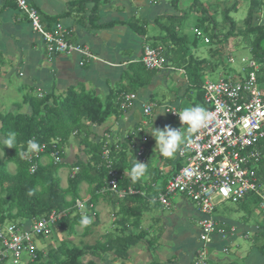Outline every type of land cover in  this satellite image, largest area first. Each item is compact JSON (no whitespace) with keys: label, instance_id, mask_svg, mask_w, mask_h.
I'll return each instance as SVG.
<instances>
[{"label":"crops","instance_id":"0c3cea01","mask_svg":"<svg viewBox=\"0 0 264 264\" xmlns=\"http://www.w3.org/2000/svg\"><path fill=\"white\" fill-rule=\"evenodd\" d=\"M177 1L179 3L181 0ZM29 2L40 12L43 25L47 29L58 22L61 23L66 31L67 41L86 46L94 59L77 53L49 55L42 38L34 32L29 20L20 13L15 1L0 0V95L13 85L15 78L20 79L18 93L20 95L24 93L22 103L14 105L9 110L2 105L0 98L2 114H31L34 107L27 98L34 100L50 97V100L54 101L53 98H62L70 89L95 94L102 102H106L113 91L127 85L126 73L131 65L141 61L145 46L151 45L148 41L163 33L159 27L157 29L156 20L164 16H173L171 11L173 6L169 5L170 0H29ZM133 19L144 23V35L134 32L127 25ZM150 26H153L152 35L147 32ZM169 67L170 69L158 72L149 86L140 89L136 93V99L128 109L121 111V115L112 116L100 126L92 125L91 139L96 142L104 140V142H114L119 145L125 143L128 145V151L136 157V150L142 144V134L137 133V128L141 127L143 134L148 137L146 142L149 143L148 147L143 143L147 148V154L148 148L155 139L145 129L150 126L163 128L165 125L175 128L174 119L162 109L167 106L178 108L177 106L185 97L187 98V95L195 96L194 92L188 90L189 82L185 71L171 63ZM189 101L191 102V99ZM149 103H153L155 108L150 116H145L144 106ZM188 135L186 134L185 139ZM134 140L138 142V146ZM70 145L71 143L68 142L62 148L64 165L69 168V177L72 165L81 153L80 149L75 154L70 153L68 148ZM47 156L50 159L47 161L43 158L41 164H47L52 160L49 155ZM148 163L146 155L147 169L156 168L164 179L173 176L179 167L177 159L170 158L160 159L156 166L151 165V162ZM151 180L152 178L147 177L144 183L153 182ZM153 184L154 188H158L161 183L156 181ZM84 189H86V196L81 195L82 200L88 195L87 184L82 185L81 194L84 193ZM183 199L185 207L178 206V213L173 212L169 217L154 214L152 212L154 207L159 210L165 208L153 202H149L150 205L140 209L143 215L139 230L146 231V238L137 246L144 250L135 254V260L131 254L125 260L118 258L120 264L194 263L197 251L202 246L198 226L200 214L190 200L185 197ZM99 203L104 209L112 211L113 215L105 235L114 231L117 233V229L121 228L120 204L114 200L113 196L103 197ZM153 204L156 206H152ZM172 205L177 207L173 203ZM129 206L132 207L133 204ZM97 211V214L92 216L95 220L93 226L102 225V216L99 210ZM146 218L149 224H146L144 228L143 220ZM218 219L226 223L228 230L234 228L235 231L225 239L215 237L213 244L207 248L209 264H264V257L252 241L253 230H250L246 223L239 224L224 218ZM160 224L162 227L159 226L156 230V226ZM128 230L136 229L130 227ZM164 233H169L170 240L176 245V249L172 250L174 255L168 256L166 261H162L163 263L152 261L149 258L150 250L146 251V248L155 246L156 241L161 239ZM238 238L249 241L251 246L243 249L241 244L236 243ZM225 246L230 247L231 256L219 258L218 253L223 251ZM142 254L145 256L142 257Z\"/></svg>","mask_w":264,"mask_h":264},{"label":"trees","instance_id":"16d2710c","mask_svg":"<svg viewBox=\"0 0 264 264\" xmlns=\"http://www.w3.org/2000/svg\"><path fill=\"white\" fill-rule=\"evenodd\" d=\"M250 1L244 26L239 30H237L236 22L230 16L231 13L238 12V3L234 2L230 8L223 11L224 20L230 27L224 34L217 31L214 15L208 12L200 0H193L192 7L194 6L196 12L202 16H199V25L195 29L200 30L203 27L204 31L202 30V32L209 37L210 41L207 44L197 36L196 40L210 45V54L212 57H216L217 65H225L229 72L234 73L235 71L228 64V56L232 53L223 58L225 51L223 45L233 37H240L241 41L238 45L244 46L248 50L249 57L259 65L257 74L260 85L264 89V23H254L264 0ZM173 2L175 5L178 3L177 0ZM181 18H184V15L158 18L156 24L164 35L162 34L153 40L150 39L148 42L152 46L162 45L167 61L185 71L189 82L188 90L196 92L195 102L192 103V106L200 105L207 109L208 106L204 102V83L200 77L206 68L205 60L195 58L190 52L189 45L193 43H190L188 36L183 32V25L179 23ZM163 20L167 22L163 23ZM175 22H178L177 25L174 24ZM206 23H210L211 26L213 24L214 27H209ZM127 25L134 32L140 35L145 34L143 22L133 19ZM156 74V71H148L140 61L131 65L126 73L127 85L120 90L113 91L106 102H102L95 94L70 89L62 98H53L54 101H51L50 97L34 100L27 98V101L32 103L34 107L31 114L0 113V137L6 136L10 131L18 133L16 148H4L2 146L4 158L0 159V223L3 224L8 221L26 224L39 220L53 211L69 210L54 227L59 232L74 234L75 228L80 226L81 213L76 212L75 214L73 207L76 200L81 198L83 184L88 185L87 198L89 200L86 205L88 207L86 213L90 217L96 215L95 207L99 199L112 195L109 192L101 193L109 180V168L104 164L102 155L106 141H93L91 139V126H100L112 116L121 115L120 97L128 93L136 94L140 89L149 86ZM71 137L79 139L81 153L78 154L75 163L72 165V167H78L79 172L74 177L68 178L67 188H62L59 176V171L65 167L64 164L55 165L50 160L47 164H40L35 173L30 172L29 164L24 160L29 139H35L40 144H47L46 155H49L52 150V141L60 139L61 142L57 147L62 155V148ZM107 147L110 149L112 168L115 171L124 172L125 169H130L135 157L128 151L127 144H121L118 150L115 145H108ZM260 148L264 154V141ZM9 164L16 166L14 173L9 171ZM263 171L264 160L259 166V177L262 176ZM147 177L152 178L151 181L153 182L144 183ZM160 177V172L153 168L148 169L144 177L135 183L129 177L121 180V188L133 186L137 190L146 191L147 197L136 195L122 200L114 197V200L120 204L119 223L121 228L120 230L117 229V233L114 231L103 235V238L97 240L94 245L83 244L78 246L67 240H63L60 245L51 244L47 250H35L36 258L27 264H96L93 260L86 261L84 258L87 256L101 257L108 253H112L114 258L127 259L129 250L146 238V231L139 230L143 215V211L140 209L150 205L148 198H153L164 191L167 178H163L158 188H154L152 185ZM130 204L133 206H129ZM258 204L259 199L254 195H249L236 205L239 210L247 211L256 208ZM90 205L93 208H90ZM93 224L95 222L87 228L82 227L84 236L90 233ZM258 226L260 230L252 234V241L264 257V218ZM130 227L136 230H128ZM44 238L45 236L39 237V239Z\"/></svg>","mask_w":264,"mask_h":264},{"label":"built area","instance_id":"2783aa9c","mask_svg":"<svg viewBox=\"0 0 264 264\" xmlns=\"http://www.w3.org/2000/svg\"><path fill=\"white\" fill-rule=\"evenodd\" d=\"M19 11L30 22L34 32L43 41L49 55L82 54L94 59L89 48L68 42L66 31L61 23H56L47 29L41 19V14L32 6L29 0H14ZM195 35L209 43V37L194 29ZM141 62L148 71L161 72L170 69L162 45H146ZM233 55L228 56V63H234ZM243 68L241 74L233 73L229 78L222 77L216 82L206 81L203 84L204 102L207 110L212 113V119L196 134H189L187 146H182L178 156L185 161L170 178H167L164 191L149 202L170 209V197L182 195L190 200L200 214L198 226L200 229L201 248L193 264H209L210 257L207 248L213 244L215 237L227 238L235 229H227L226 223L215 218L216 206L223 203L238 204L247 196L254 195L259 199L258 209L264 212V173L259 177V166L264 160L260 145L264 141V89L258 78L259 65L252 58L242 57ZM136 99L135 93L124 94L120 97L121 110L129 108ZM155 105L149 103L144 106V115L150 116ZM166 111L175 121V128L181 127L179 116L171 110H180L167 106ZM142 134L141 145L136 150V158L146 163L147 148L143 143L148 137L143 134V128H137ZM132 137V136H131ZM131 138H129L130 140ZM60 139L52 141V150L49 156L55 165L64 164V158L58 150ZM113 143V144H112ZM120 145L106 142L103 150V162L109 168V180L101 193L120 200L140 195L147 197L146 191L137 190L133 186L120 187L125 177V171L117 172L112 168L110 149L108 145ZM40 150L35 153L24 154V160L29 164L31 173H35L42 159L47 156V144H40ZM79 172L78 167L71 169V177ZM264 172V171H263ZM154 186V184H153ZM88 204L82 199L76 200L73 207L75 212ZM90 208H93L90 205ZM69 210L53 211L39 220L28 224L0 223V264H26L36 258L35 240L47 236L55 224L66 215ZM225 246L223 252H229ZM27 257L24 259L23 255Z\"/></svg>","mask_w":264,"mask_h":264},{"label":"rangeland","instance_id":"374dc122","mask_svg":"<svg viewBox=\"0 0 264 264\" xmlns=\"http://www.w3.org/2000/svg\"><path fill=\"white\" fill-rule=\"evenodd\" d=\"M174 0H170V6L171 7V11L173 16H177V17H181L184 15V18H181L179 20V23L183 25V32L188 36L190 43H196L195 45H189V50L190 52L195 56V58H200L201 60H205V64H206V68L203 70V72L201 73V80L202 82H206V81H212V82H216L219 79H221L222 77L225 78H229L233 72H229V70L227 69V67L225 65H217V59L216 57H212L210 54V45H206L204 44L202 41L200 40H196V35L194 33V29L197 28V26L199 25L198 21H199V14L198 12H196V8L193 6L192 7V3L193 0H181L179 3H177V5L174 4L173 2ZM203 5L205 6V8L208 10V12L211 15H214L215 20H216V29L219 33H226L230 27L229 24L226 22V20H224V16H223V11L226 8H230L234 2L238 3V7L239 10L237 13H231L230 16L231 18H233V20L236 22V26H237V30L241 29L244 26V21L248 15V9L250 7V0H200ZM178 2V1H177ZM172 16V15H171ZM202 17V16H200ZM255 22L257 23L259 22L260 24L264 23V4L262 5L261 11H259L257 13V16L255 17ZM161 20V19H160ZM166 20H163V23H166ZM175 22L174 24L177 25ZM157 29L158 26L157 24H155ZM166 25V24H165ZM206 25H208L209 27H214V25L210 23H206ZM153 26L148 27V34L152 35L153 34ZM208 27V28H209ZM160 29V28H159ZM199 30V29H198ZM204 31V28L201 27L200 31ZM236 30V31H237ZM164 34V33H162ZM161 34V35H162ZM239 35V33H237ZM158 36H156L155 38H157ZM151 40H153V38H151ZM241 38H231L228 40V42L226 44L223 45L224 48V57L226 58L228 56L229 53H232L233 57L235 58V62L234 63H228L230 66V68H232L235 72V74H241L242 72V67L243 64L241 63V59L242 57H249L248 54V50L244 48V46L242 45H238V43H240ZM232 51V52H230ZM227 62V60H225ZM224 62V64H226V62ZM184 78V76H183ZM20 83V79H13V85L9 86L7 89L4 90V93L2 95H0L1 101H2V105L6 107L7 110H9L11 107H13L14 105H19L22 103V97L24 95V93H22L21 95L18 93V87ZM196 91V90H193ZM194 97H191L189 95H187V98L185 97L183 99V101H181V104L184 102V104H180L178 107V109H182L184 107H188V106H192V103L195 102V97H196V92H194ZM191 99V102L189 100ZM1 106V105H0ZM105 124V123H104ZM133 135V134H132ZM134 136V135H133ZM135 137V136H134ZM76 137H71L69 140V143H71V145L68 147L69 148V152L72 154H75L76 152H78V150L80 149L79 146V139H75ZM135 141V140H134ZM137 146H138V142L135 141ZM149 144V143H148ZM147 143H145V145H148ZM155 144L156 141L153 142V144L151 145L150 148H148V152H147V157H148V162L152 163L151 165L156 166L159 162L160 159L162 158H166V157H162L159 153L158 150H155ZM2 144H0V159L4 158V153L2 151ZM148 147V146H147ZM50 158L48 156L44 157V160H49ZM170 159H177V163L179 166H183L185 164V161L183 159H181L178 156V153ZM148 163V164H149ZM15 165L14 164H9V171L14 173L15 172ZM71 175V172H70ZM59 176L61 178V186L62 188H67L68 186V178H69V168H62L59 171ZM163 180V176H161L158 179V182L160 181V183ZM87 188V186H86ZM85 190L84 189V193H82V196H86L85 194ZM83 201H88L87 198H83ZM102 199V198H101ZM101 199L98 201V203L96 204L95 207V211L98 212L97 210H99L101 216H102V225L101 226H92L90 233L87 236L83 235V228L81 226H77L75 228V233L74 234H68L67 232H59L58 230L55 229V227L53 228V230H51V232L44 238V239H36L35 240V248H37L38 250H42V248L44 250H47V248L49 247V245L51 244H58L60 245V243L63 240H67L71 243H73L74 245H78V246H82L83 244H88V245H94L95 242L97 240H99L100 238H103V235H105L108 231H107V227L109 225V223L111 222L110 220H113V215H112V211H109L108 209H104L103 205L101 203H99L101 201ZM170 200L172 201V203L174 204V206L177 207H172L170 208V210L168 209H158L157 207H154L152 212L158 216H164V217H169L170 214H172L173 212L178 213V206L180 207H185V200L183 199L182 195H176L173 197H170ZM152 206H156V205H152ZM106 207V206H105ZM88 210V207L85 206L81 211L86 213V211ZM74 215V214H73ZM72 215V216H73ZM112 215V216H111ZM215 218H224V219H228L231 220L233 222L242 224V223H246L249 226L250 230H253L252 232L254 233L255 231H259L260 228H258L259 223L261 222V220L264 218V213L258 209V206L254 209H250L247 211H241L238 209V206L236 204H232V203H223V204H219L216 206V210L214 212L213 215ZM143 227L145 228V225L149 224V222L144 219L143 220ZM95 222L94 218L92 217V223ZM6 223H10V222H6ZM28 224V223H26ZM152 225V224H151ZM112 226V225H111ZM110 226V227H111ZM159 226H156V230L159 229ZM118 227V226H117ZM155 227V226H154ZM162 227V226H161ZM175 227V226H174ZM109 228V227H108ZM148 228V227H147ZM110 232H112V230H110ZM252 233V234H253ZM157 236H159L158 233H155ZM154 236V235H151ZM199 236V234H198ZM169 241V242H168ZM83 243V244H82ZM236 243L241 244L243 249L248 248V246H251V243L243 238H238L236 240ZM176 249V245L175 243L170 240L169 237V233H164L161 239H158L156 241V245L153 246L151 245L150 247L146 248V251L150 250V255L149 258L152 261H157V262H161L162 261H166L168 256H173V252L172 250ZM144 250L141 249L140 246H136V247H132L129 250V254L132 255V257H134V260L136 259L135 254H137V252H140ZM139 256V255H138ZM142 257L145 255H141ZM219 258H227L230 257L231 254H229V252L225 253L223 251L218 253ZM24 259L27 257L26 254L23 255ZM102 259L99 258H94L92 256H87L86 258H84L86 261L88 260H93L94 262H96V264H120V262L118 261V258H114L112 253H108L105 255H102ZM113 259H116L115 261ZM23 264V263H21ZM141 264H148L147 262H142Z\"/></svg>","mask_w":264,"mask_h":264},{"label":"clouds","instance_id":"9594fccd","mask_svg":"<svg viewBox=\"0 0 264 264\" xmlns=\"http://www.w3.org/2000/svg\"><path fill=\"white\" fill-rule=\"evenodd\" d=\"M171 112L179 116L181 127L174 128L171 125H165L163 128L150 126L145 129L156 141L155 150H158L160 155L166 158H173L178 152L182 151V146H187L186 134L198 133L212 119V113L200 105L184 107L178 111L171 110ZM17 135L16 131L8 132L6 136L0 137V144L4 148H16ZM39 150L40 145L35 139L27 141V153H35ZM147 171V164L135 157L132 160L130 169H125V175L135 183L141 180ZM79 223L81 227L87 228L92 224V217L81 213Z\"/></svg>","mask_w":264,"mask_h":264}]
</instances>
